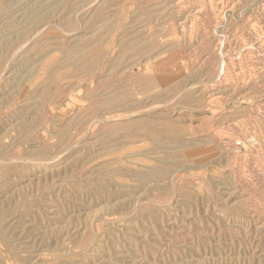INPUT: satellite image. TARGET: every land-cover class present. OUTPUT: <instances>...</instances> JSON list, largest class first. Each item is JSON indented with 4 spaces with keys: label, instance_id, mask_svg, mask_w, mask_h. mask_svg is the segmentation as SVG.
<instances>
[{
    "label": "rangeland",
    "instance_id": "1",
    "mask_svg": "<svg viewBox=\"0 0 264 264\" xmlns=\"http://www.w3.org/2000/svg\"><path fill=\"white\" fill-rule=\"evenodd\" d=\"M0 264H264V0H0Z\"/></svg>",
    "mask_w": 264,
    "mask_h": 264
},
{
    "label": "bare ground",
    "instance_id": "2",
    "mask_svg": "<svg viewBox=\"0 0 264 264\" xmlns=\"http://www.w3.org/2000/svg\"><path fill=\"white\" fill-rule=\"evenodd\" d=\"M209 1H210V0H209ZM95 3H96V2H95ZM54 26H55V25H54ZM38 35H39V33H38ZM38 35H37V36H38ZM250 35H251V34H250ZM34 37H35V36H34ZM22 50H23V49H22ZM20 52H21V51H20ZM261 53H262V52H261ZM90 68H92V67H90ZM87 69H88V68H87ZM87 69H86V70H87ZM251 69H252V68H251ZM87 72H88V71H87ZM3 73H4V72H3ZM94 74H95V73H94ZM95 75H96V74H95ZM253 75H254V74H253ZM92 78H93V77H92ZM72 81H73V80H72ZM72 93H73V92H72ZM222 96H223V95H222ZM120 103H121V102H120ZM120 103H119V104H120ZM125 116H126V114H125ZM100 118H101V117H100ZM118 118H119V116H118ZM120 118H123V117L120 116ZM102 119H103V118H102ZM103 120H104V119H103ZM103 120H102V121H103ZM119 120H120V119H119ZM99 121H100V120H99ZM104 121H105V120H104ZM117 121H118V120H117ZM94 122H95V121H94ZM115 122H116V120H115ZM168 122H169V121H168ZM103 123H104V122H103ZM117 123H118V122H117ZM180 123H181V122H180ZM102 126H103V125H102ZM140 131H141V130H140ZM184 131H185V130H184ZM87 133H88V132H87ZM148 133H149V132H148ZM172 140H173V139H172ZM186 143H187V142H186ZM147 144H148V143H147ZM217 146H218V144H217ZM70 147H71V146H70ZM204 154H205V153H204ZM5 155H6V154H5ZM2 160H3V159H2ZM9 160H10V159H9ZM11 160L13 161V159H11ZM19 160L21 161L20 158H19ZM22 161H23V160H22ZM47 161H48V160H47ZM13 162H14V161H13ZM13 162H12V163H13ZM199 162H200V161H199ZM112 206H113V205H112ZM7 253H8V251H7ZM13 263H14V262H13Z\"/></svg>",
    "mask_w": 264,
    "mask_h": 264
}]
</instances>
